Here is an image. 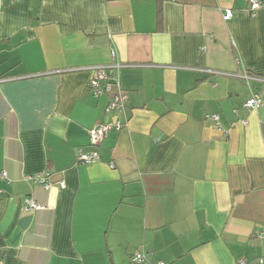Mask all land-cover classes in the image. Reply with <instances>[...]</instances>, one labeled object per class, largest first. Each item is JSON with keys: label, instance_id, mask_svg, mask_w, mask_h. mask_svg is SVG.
<instances>
[{"label": "crops", "instance_id": "obj_1", "mask_svg": "<svg viewBox=\"0 0 264 264\" xmlns=\"http://www.w3.org/2000/svg\"><path fill=\"white\" fill-rule=\"evenodd\" d=\"M261 2L0 0L1 264H264ZM98 66L127 92L125 126L84 165Z\"/></svg>", "mask_w": 264, "mask_h": 264}, {"label": "built area", "instance_id": "obj_2", "mask_svg": "<svg viewBox=\"0 0 264 264\" xmlns=\"http://www.w3.org/2000/svg\"><path fill=\"white\" fill-rule=\"evenodd\" d=\"M250 4V9L254 12L259 9L262 5L261 0H246ZM232 11L226 9L222 13V18L227 21L231 19ZM115 67V66H110ZM106 66H98L95 68L94 73L91 79L88 82V88L94 96L106 95L108 97V104L104 110L105 120L96 124L89 131V150H84L79 148L77 150L76 161L84 165H90L97 163L100 159L98 153V147L100 144L107 138L110 131L118 132L125 126V121L122 118V113L124 111L128 95L121 87L118 73L115 72L112 75L107 74ZM240 78L244 79L246 82L252 79L251 76L243 73L238 75ZM262 100L259 95L251 93L249 98L244 103V108L246 109H256L260 107ZM206 119L213 122L217 129L221 130L219 117L218 115H206ZM245 124L246 122L243 121ZM110 168L113 167L112 164L109 165ZM6 172H0V180H6ZM29 179L41 183L45 188L49 187L47 182V173L36 174L31 176ZM40 206L35 204L33 200L26 199L24 201V210L26 212L32 210H38ZM264 235L262 233L258 234L259 238H262ZM147 254L143 251H136L131 255L130 263L131 264H142L146 261ZM1 264V263H0ZM157 264H165L162 261H158ZM243 264V261L240 262Z\"/></svg>", "mask_w": 264, "mask_h": 264}, {"label": "water", "instance_id": "obj_3", "mask_svg": "<svg viewBox=\"0 0 264 264\" xmlns=\"http://www.w3.org/2000/svg\"><path fill=\"white\" fill-rule=\"evenodd\" d=\"M29 220L30 219L28 217H25V218L21 219L20 226L21 227H26L28 225V223H29Z\"/></svg>", "mask_w": 264, "mask_h": 264}]
</instances>
